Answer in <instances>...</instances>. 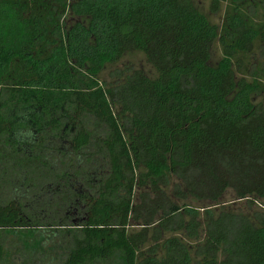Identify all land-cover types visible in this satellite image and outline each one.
I'll use <instances>...</instances> for the list:
<instances>
[{"label":"trees","instance_id":"16d2710c","mask_svg":"<svg viewBox=\"0 0 264 264\" xmlns=\"http://www.w3.org/2000/svg\"><path fill=\"white\" fill-rule=\"evenodd\" d=\"M208 13L0 0V264H264V0Z\"/></svg>","mask_w":264,"mask_h":264},{"label":"rangeland","instance_id":"374dc122","mask_svg":"<svg viewBox=\"0 0 264 264\" xmlns=\"http://www.w3.org/2000/svg\"><path fill=\"white\" fill-rule=\"evenodd\" d=\"M194 2H195V4L198 6V8L204 13V14H206V15H208L209 17H210V15H209V13H208V11H209V0H194ZM210 19H211V17H210ZM212 21L214 22V23H216L217 25H219L220 24V22H221V19H220V17H214V18H212ZM219 57H220V51H219V48H218V46H217V44L215 45V47H214V49H213V51H212V56H211V62L212 63H215L218 59H219ZM138 61H139V66L140 65H142V62H141V60L139 59V60H134V62H133V64L134 63H138ZM46 233H44V236L46 237ZM6 254H7V258H9V260H11L10 259V256L11 255H9V252L7 251L6 252ZM30 254H32V252L30 251Z\"/></svg>","mask_w":264,"mask_h":264}]
</instances>
